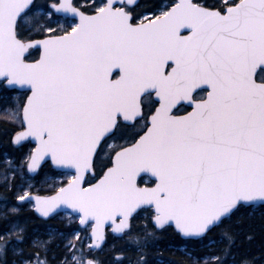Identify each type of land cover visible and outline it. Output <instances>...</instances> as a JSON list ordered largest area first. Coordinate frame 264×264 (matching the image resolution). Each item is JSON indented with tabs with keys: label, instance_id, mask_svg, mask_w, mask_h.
<instances>
[{
	"label": "snow or ice",
	"instance_id": "obj_1",
	"mask_svg": "<svg viewBox=\"0 0 264 264\" xmlns=\"http://www.w3.org/2000/svg\"><path fill=\"white\" fill-rule=\"evenodd\" d=\"M0 114V264H264V0H0Z\"/></svg>",
	"mask_w": 264,
	"mask_h": 264
},
{
	"label": "trees",
	"instance_id": "obj_2",
	"mask_svg": "<svg viewBox=\"0 0 264 264\" xmlns=\"http://www.w3.org/2000/svg\"><path fill=\"white\" fill-rule=\"evenodd\" d=\"M5 124L6 122L4 121V118L2 114H0V151H3L4 146H5V141H6V132H5ZM10 126V125H9ZM28 149L25 148V151ZM44 192H47L48 190L46 188L43 189ZM54 226H59L60 225V218H57L56 221L53 222ZM166 241L171 242V243H178V238L174 237L172 235H167L166 236Z\"/></svg>",
	"mask_w": 264,
	"mask_h": 264
}]
</instances>
